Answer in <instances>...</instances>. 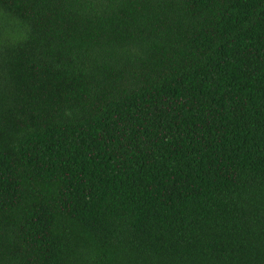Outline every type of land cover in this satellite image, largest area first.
I'll list each match as a JSON object with an SVG mask.
<instances>
[{
  "label": "trees",
  "instance_id": "trees-1",
  "mask_svg": "<svg viewBox=\"0 0 264 264\" xmlns=\"http://www.w3.org/2000/svg\"><path fill=\"white\" fill-rule=\"evenodd\" d=\"M0 264H264V0H0Z\"/></svg>",
  "mask_w": 264,
  "mask_h": 264
}]
</instances>
